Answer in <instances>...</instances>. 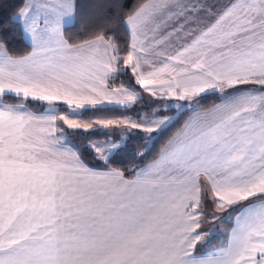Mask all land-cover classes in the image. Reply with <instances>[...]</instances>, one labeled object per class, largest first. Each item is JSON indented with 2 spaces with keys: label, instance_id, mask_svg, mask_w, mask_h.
Masks as SVG:
<instances>
[{
  "label": "snow or ice",
  "instance_id": "obj_1",
  "mask_svg": "<svg viewBox=\"0 0 264 264\" xmlns=\"http://www.w3.org/2000/svg\"><path fill=\"white\" fill-rule=\"evenodd\" d=\"M0 264H264V0H0Z\"/></svg>",
  "mask_w": 264,
  "mask_h": 264
},
{
  "label": "rangeland",
  "instance_id": "obj_2",
  "mask_svg": "<svg viewBox=\"0 0 264 264\" xmlns=\"http://www.w3.org/2000/svg\"><path fill=\"white\" fill-rule=\"evenodd\" d=\"M138 107H140V106H138ZM142 110H143V109H142ZM169 114L171 115L172 113H169ZM101 139H102V137H101ZM76 143H77V144H81L82 142H81L80 140L77 139V140H76ZM89 163H94V162H89Z\"/></svg>",
  "mask_w": 264,
  "mask_h": 264
},
{
  "label": "trees",
  "instance_id": "obj_3",
  "mask_svg": "<svg viewBox=\"0 0 264 264\" xmlns=\"http://www.w3.org/2000/svg\"><path fill=\"white\" fill-rule=\"evenodd\" d=\"M14 2H18V0H14ZM78 140H79V139H78ZM81 142H82V141H81ZM133 143H135V141H134ZM87 158H88V160L93 161L92 158H91V156H88ZM93 162H94V161H93Z\"/></svg>",
  "mask_w": 264,
  "mask_h": 264
},
{
  "label": "crops",
  "instance_id": "obj_4",
  "mask_svg": "<svg viewBox=\"0 0 264 264\" xmlns=\"http://www.w3.org/2000/svg\"><path fill=\"white\" fill-rule=\"evenodd\" d=\"M145 98H146V99H150L149 97H147V95H146V94H145ZM89 162H93V161L89 160Z\"/></svg>",
  "mask_w": 264,
  "mask_h": 264
}]
</instances>
